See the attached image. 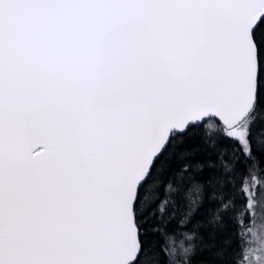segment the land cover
<instances>
[{
    "label": "snow or ice",
    "instance_id": "6c2138e0",
    "mask_svg": "<svg viewBox=\"0 0 264 264\" xmlns=\"http://www.w3.org/2000/svg\"><path fill=\"white\" fill-rule=\"evenodd\" d=\"M0 264H264V0H0Z\"/></svg>",
    "mask_w": 264,
    "mask_h": 264
},
{
    "label": "rangeland",
    "instance_id": "374dc122",
    "mask_svg": "<svg viewBox=\"0 0 264 264\" xmlns=\"http://www.w3.org/2000/svg\"><path fill=\"white\" fill-rule=\"evenodd\" d=\"M251 241L254 242L255 245H259V243H260L258 236H253L251 238Z\"/></svg>",
    "mask_w": 264,
    "mask_h": 264
},
{
    "label": "trees",
    "instance_id": "16d2710c",
    "mask_svg": "<svg viewBox=\"0 0 264 264\" xmlns=\"http://www.w3.org/2000/svg\"><path fill=\"white\" fill-rule=\"evenodd\" d=\"M246 243H247V239L245 242H242V247L246 246Z\"/></svg>",
    "mask_w": 264,
    "mask_h": 264
}]
</instances>
